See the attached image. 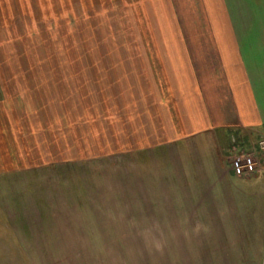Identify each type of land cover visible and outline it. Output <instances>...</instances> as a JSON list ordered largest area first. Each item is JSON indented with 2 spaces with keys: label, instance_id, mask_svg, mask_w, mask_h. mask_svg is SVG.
<instances>
[{
  "label": "rangeland",
  "instance_id": "374dc122",
  "mask_svg": "<svg viewBox=\"0 0 264 264\" xmlns=\"http://www.w3.org/2000/svg\"><path fill=\"white\" fill-rule=\"evenodd\" d=\"M74 29L98 44L164 41L192 99L184 107L177 93L179 109L202 107L210 123L233 105L226 74L240 72L250 114L264 117V0H0V264H264V193L220 192L201 176L214 169L201 149L140 145V89L118 95L140 79L83 51L82 65L64 59L73 50L58 37ZM217 35L240 39L247 70L220 63ZM41 40L48 54L33 55ZM119 50L131 69L137 59ZM221 131L209 134L224 147L218 168L250 151L264 166V131L247 145Z\"/></svg>",
  "mask_w": 264,
  "mask_h": 264
},
{
  "label": "crops",
  "instance_id": "0c3cea01",
  "mask_svg": "<svg viewBox=\"0 0 264 264\" xmlns=\"http://www.w3.org/2000/svg\"><path fill=\"white\" fill-rule=\"evenodd\" d=\"M101 28L110 29L108 25H103ZM232 29L235 34L237 31L234 26H232ZM213 31H215L216 34H220L224 33L226 29L225 26H217L216 30ZM75 32L77 33L75 34ZM85 32L87 33L84 34L82 31L79 32V30L74 29L73 32L62 33V36L58 37L61 38V42L59 43L60 47H62L59 50H62L66 46L71 47L73 50L71 54H73V56L69 57L68 55L69 58L67 57L64 59L68 61L70 60L69 62H72L73 64H83V60H81L82 58L78 57V51L86 53L87 56L83 58L90 57L96 67L103 66L105 69L111 67L114 71L113 65L116 63L119 66V70L124 73L123 80H127L129 75L133 77L134 74H137L140 83H138V81L136 83H125L126 85L122 86L123 88L118 95L121 99L127 98L131 95L128 89L132 88L129 85H135L137 86V89H140V145L144 146L146 144H152L154 148L162 147L165 148V150L167 149L166 147H169V150L185 147L186 152L189 151L190 153L197 152L201 149L203 151H201L202 153H207L206 157L211 155V160L208 161V167L209 164L212 163L214 168L212 171H207L208 168L202 169L201 176L213 178L209 180V182L216 183L220 188V192L221 189L222 191H231L240 195L244 194L246 195V198H248L249 194L254 196L258 192L261 194L264 193V166L262 168L259 167L255 174L243 177L235 175L231 170L218 168V163L221 161L220 157H218V150L222 154V148L224 147L218 148L216 137L214 136L210 138L209 135L210 132H214L217 128H222V134H231L236 137L237 141L243 139L245 141L244 144L247 145V143L250 144L251 142H254V133L260 134L264 131V117L250 114L251 109L246 105L245 98L248 97L249 94L246 92L245 95L241 91L240 82L242 76L240 72H234L233 70L231 74L229 72L226 74V81L229 83V85L226 84V89L228 90L226 91L230 94L233 105H231L228 110H223V112L227 114L219 121L210 123L209 112L206 110L203 113L202 107H200V110H195L197 117L194 116L192 110L181 111V109H179L177 104V93H181L183 96L186 91L182 88H178L176 64L171 60L173 56L170 50H168L169 52L167 55L166 53L163 55L164 41H155L152 35L145 36L142 35L143 32H140V43L128 40L126 42L127 44L122 41L121 44H117L111 39V34H109L110 39H107L108 41L104 39L108 35L102 36L101 34V38H103L102 41H100V44H98L99 40L95 42V40L92 39L89 42L88 39L91 37L89 32L91 31ZM79 34L84 35V37ZM216 37V49L218 50L221 64L236 63L237 65H240L242 63L244 67L248 64L243 57L245 54L243 51L244 45H242L240 39L233 40L232 45L230 46L229 42L224 40V37L219 35ZM70 41L72 42V45H69L68 42ZM43 44L42 40L39 43L32 44V46L35 45L37 48L32 51V54H41V52L48 54V49L43 48ZM121 47L130 51V59H137L135 63L131 62V69H128L126 66L129 65L128 62L125 63L127 54L122 53L119 50ZM95 48L101 51V54L97 56L98 60H95ZM246 48L249 56L245 57L249 63H252V65L258 62L261 63L259 60L260 56L255 54V52L252 51V48ZM235 49L236 52H234ZM31 57L33 58V56ZM34 57L39 58L38 56ZM161 58L164 60L163 62L161 61ZM60 59H63V55L60 58H56L55 63H57V66L62 63H59ZM244 69L247 70L246 67ZM246 73L248 74V72ZM55 74L57 79H62L65 76V72H63L61 76L58 71L57 73L55 72ZM68 74L70 73H67L66 75ZM73 74L75 75L77 73L73 72ZM98 79L104 81L101 74L98 76ZM248 79H250V76ZM60 88L64 90L66 85L63 83ZM248 89L251 94L252 88L249 87ZM183 97L184 98H182L181 101L183 103L182 105L185 107L187 100L192 99H188L185 96ZM230 124L236 125L237 129L225 131V126ZM227 147L228 145H225V148ZM247 153H251V151L245 152V154ZM195 175H197L196 172L194 176ZM215 179L217 180L214 181ZM237 185H243L246 188L248 187V189H243L241 186ZM243 205H245L244 207H251L247 202ZM258 208L264 209V204H260L256 209Z\"/></svg>",
  "mask_w": 264,
  "mask_h": 264
},
{
  "label": "built area",
  "instance_id": "2783aa9c",
  "mask_svg": "<svg viewBox=\"0 0 264 264\" xmlns=\"http://www.w3.org/2000/svg\"><path fill=\"white\" fill-rule=\"evenodd\" d=\"M259 159L255 153L237 154L232 158L231 169L237 176H250L257 172Z\"/></svg>",
  "mask_w": 264,
  "mask_h": 264
}]
</instances>
